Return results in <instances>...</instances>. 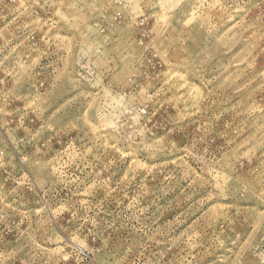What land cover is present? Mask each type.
I'll return each mask as SVG.
<instances>
[{
    "label": "rangeland",
    "instance_id": "1",
    "mask_svg": "<svg viewBox=\"0 0 264 264\" xmlns=\"http://www.w3.org/2000/svg\"><path fill=\"white\" fill-rule=\"evenodd\" d=\"M0 264H264V0H0Z\"/></svg>",
    "mask_w": 264,
    "mask_h": 264
}]
</instances>
